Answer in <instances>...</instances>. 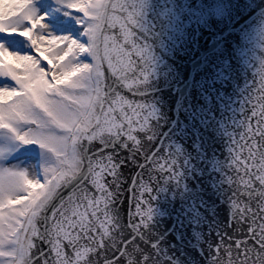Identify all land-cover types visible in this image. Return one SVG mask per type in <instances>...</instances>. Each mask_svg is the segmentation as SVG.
Listing matches in <instances>:
<instances>
[{
	"label": "snow or ice",
	"instance_id": "snow-or-ice-1",
	"mask_svg": "<svg viewBox=\"0 0 264 264\" xmlns=\"http://www.w3.org/2000/svg\"><path fill=\"white\" fill-rule=\"evenodd\" d=\"M58 3L72 17L61 34L33 0H0V77L14 82L0 85V264H138L135 237L121 236L117 217L127 193L139 217L131 223L142 227L155 189L143 172L129 183L125 168L143 156L157 180L179 173L175 158L159 155L163 145L152 151L158 137L141 140L151 136L149 105L118 91L143 95V0ZM257 74L240 140L230 134L242 172L231 178L236 218L251 239L224 240L225 264H264V63Z\"/></svg>",
	"mask_w": 264,
	"mask_h": 264
},
{
	"label": "water",
	"instance_id": "water-1",
	"mask_svg": "<svg viewBox=\"0 0 264 264\" xmlns=\"http://www.w3.org/2000/svg\"><path fill=\"white\" fill-rule=\"evenodd\" d=\"M143 5L141 30L150 50L143 95L118 91L149 105L151 136L141 132V140L158 137L152 151L163 145L159 155L175 158L179 173L157 180L158 170L144 165L143 156L140 168L135 160L125 168L129 183L143 172L155 190L142 227L131 223L139 217L132 218L134 203L125 194L117 217L121 236L135 237L138 264H225L224 240L251 239L236 218L231 178L242 172L232 164L230 134L240 140L242 101L260 95L251 90L259 88L264 63V0H143ZM244 109L250 112L251 105Z\"/></svg>",
	"mask_w": 264,
	"mask_h": 264
},
{
	"label": "rangeland",
	"instance_id": "rangeland-1",
	"mask_svg": "<svg viewBox=\"0 0 264 264\" xmlns=\"http://www.w3.org/2000/svg\"><path fill=\"white\" fill-rule=\"evenodd\" d=\"M33 3L40 12H47L45 23L48 30L55 34H61L57 31L59 22H66L68 19H72V17L65 16L63 6L58 3V0H33ZM60 18H63V21H60ZM4 83L14 82L0 77V85Z\"/></svg>",
	"mask_w": 264,
	"mask_h": 264
}]
</instances>
